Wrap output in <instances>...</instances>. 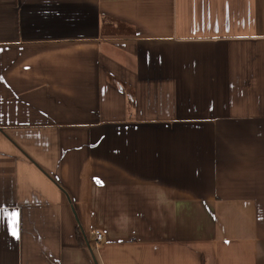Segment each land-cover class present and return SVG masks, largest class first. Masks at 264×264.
<instances>
[{
  "label": "crops",
  "instance_id": "1",
  "mask_svg": "<svg viewBox=\"0 0 264 264\" xmlns=\"http://www.w3.org/2000/svg\"><path fill=\"white\" fill-rule=\"evenodd\" d=\"M0 264H264V0H0Z\"/></svg>",
  "mask_w": 264,
  "mask_h": 264
},
{
  "label": "built area",
  "instance_id": "2",
  "mask_svg": "<svg viewBox=\"0 0 264 264\" xmlns=\"http://www.w3.org/2000/svg\"><path fill=\"white\" fill-rule=\"evenodd\" d=\"M93 235H94V239L97 243H99L103 240V235H102L100 230H94Z\"/></svg>",
  "mask_w": 264,
  "mask_h": 264
},
{
  "label": "trees",
  "instance_id": "3",
  "mask_svg": "<svg viewBox=\"0 0 264 264\" xmlns=\"http://www.w3.org/2000/svg\"><path fill=\"white\" fill-rule=\"evenodd\" d=\"M76 237L79 243L84 244V239H83V233L79 227V225L76 227Z\"/></svg>",
  "mask_w": 264,
  "mask_h": 264
}]
</instances>
